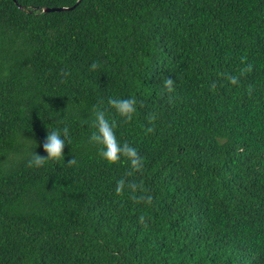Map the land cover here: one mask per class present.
Here are the masks:
<instances>
[{
	"label": "trees",
	"instance_id": "16d2710c",
	"mask_svg": "<svg viewBox=\"0 0 264 264\" xmlns=\"http://www.w3.org/2000/svg\"><path fill=\"white\" fill-rule=\"evenodd\" d=\"M94 105L151 204L115 192ZM65 127L64 159L26 167ZM0 264H264V0H0Z\"/></svg>",
	"mask_w": 264,
	"mask_h": 264
},
{
	"label": "clouds",
	"instance_id": "9594fccd",
	"mask_svg": "<svg viewBox=\"0 0 264 264\" xmlns=\"http://www.w3.org/2000/svg\"><path fill=\"white\" fill-rule=\"evenodd\" d=\"M98 67L96 62H93L90 65L92 70H95ZM252 66L249 64L246 69L241 70L243 75L245 72L251 71ZM225 78L231 83H238V77L229 76L225 74ZM215 82L210 85V88H215ZM164 87L172 92L174 90V80L170 78H165ZM251 91V89H249ZM108 105L115 113L123 118L126 122L130 121L133 118L134 113L137 110V101L135 98L129 97L125 99H109ZM149 122L151 123L156 119L155 114L148 117ZM87 124L88 127L93 129L89 137V143L95 144L98 146L97 155L108 163H116L125 158L130 165V170L125 173V176L116 181L115 192L118 195L124 193L125 188L130 191V198L135 200L137 203L144 202L151 204L152 197L151 195H139L136 193L144 191L142 186L134 183L128 182L127 177L132 176L134 172L141 171L143 167V158L140 156L138 150L130 145L128 142H120L117 139L115 128L116 121L110 120L106 115V112L103 108L98 106H93L92 116L90 122L85 120L82 122ZM152 127L146 128V134L153 132ZM68 136V129L65 127L63 129V134L60 130H51L47 131L46 140L43 144V150L47 153L46 157L35 154L32 152L31 158L27 161L26 167H41L49 160L59 161L64 159L63 149L66 144L63 137ZM77 163L75 156L72 159L67 161V166L71 167ZM140 222L144 221V217H139Z\"/></svg>",
	"mask_w": 264,
	"mask_h": 264
},
{
	"label": "water",
	"instance_id": "95a60500",
	"mask_svg": "<svg viewBox=\"0 0 264 264\" xmlns=\"http://www.w3.org/2000/svg\"><path fill=\"white\" fill-rule=\"evenodd\" d=\"M63 8H51V9H45V10H61Z\"/></svg>",
	"mask_w": 264,
	"mask_h": 264
}]
</instances>
